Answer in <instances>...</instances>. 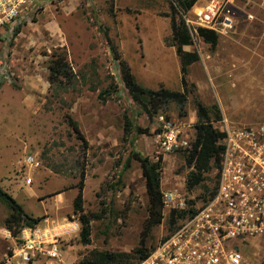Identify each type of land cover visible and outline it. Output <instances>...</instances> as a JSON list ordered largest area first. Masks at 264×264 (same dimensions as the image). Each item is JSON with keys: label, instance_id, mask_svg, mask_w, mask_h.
<instances>
[{"label": "rangeland", "instance_id": "374dc122", "mask_svg": "<svg viewBox=\"0 0 264 264\" xmlns=\"http://www.w3.org/2000/svg\"><path fill=\"white\" fill-rule=\"evenodd\" d=\"M231 3L232 30L214 32V45L193 32L191 44L183 47L199 55L188 67L187 80L195 89L187 94L183 116L170 103L164 114L148 120L123 86L99 28L106 29L136 83L181 91L170 24L172 19L183 20L186 11H180L175 0H38L36 13L19 26V33L0 40V188L28 215L43 216L40 227L59 232L63 225H77V231L60 238L61 250L68 255L64 264H77L98 252L129 254L128 261L137 263L133 251L148 217V198L138 162L131 159L123 170L131 149L151 162L161 157L162 196L172 193L186 207L207 200L216 184L215 169L199 185L185 189L192 172L185 155L194 139V97L219 132L264 125V0ZM57 49L65 53L75 75L74 87L66 90L47 81L48 56ZM104 91L108 94L100 100ZM67 116L76 122L86 147L68 126ZM125 116L149 130L135 138L133 147L132 134L123 131ZM167 123L177 132L179 145L169 152L157 138ZM81 172L83 203L77 212L73 201ZM174 209V204H163L161 222L145 239L149 251L171 230ZM9 213L0 201V256L5 252V257L9 240L3 236L4 219ZM81 215L89 220L87 244L81 239ZM241 252L245 264H264V239H252ZM33 264L57 263L40 258Z\"/></svg>", "mask_w": 264, "mask_h": 264}, {"label": "built area", "instance_id": "2783aa9c", "mask_svg": "<svg viewBox=\"0 0 264 264\" xmlns=\"http://www.w3.org/2000/svg\"><path fill=\"white\" fill-rule=\"evenodd\" d=\"M37 2L0 0V40L36 13ZM232 7L231 0H208L203 5L196 0L182 19L191 36L198 29L227 33L234 27ZM167 125L157 138L169 152L179 145L177 132L170 129L171 123ZM221 133L223 149L220 168L215 169L214 194L191 207L172 193L163 194L165 207L174 204L186 215L176 219L167 235L137 264H245L242 247L252 239H264V125L225 127ZM28 164L33 165L32 159ZM63 226L59 232L40 226L25 228L17 238L4 230L9 246L3 264H33L40 258L63 264L60 238L77 231V225Z\"/></svg>", "mask_w": 264, "mask_h": 264}, {"label": "trees", "instance_id": "16d2710c", "mask_svg": "<svg viewBox=\"0 0 264 264\" xmlns=\"http://www.w3.org/2000/svg\"><path fill=\"white\" fill-rule=\"evenodd\" d=\"M176 6L180 11H187L196 0H175ZM171 34L175 45V52L179 59V73L181 91H170L160 87L158 90H152L140 86L135 82L130 68L126 62L122 61L116 49L112 45L111 40L107 36V31L103 27H99L104 32L106 44L109 47L113 60L118 64L123 86L125 87L130 99L134 104L140 107L142 113L146 115L148 120H152L159 112L165 113L167 106L170 103H175L178 108L179 115L183 116L185 102L189 91L195 89V85L187 80L188 67L199 61V55L196 51H185L184 46L191 44L192 36L183 20L178 23L171 20ZM20 31L19 27L14 30V35ZM197 34L203 39L205 43L214 45L216 43V35L213 31L206 29H198ZM48 77L47 81L50 86L66 90L74 87L75 75L72 72L66 55L62 50H54L48 56L47 63ZM1 88V83H0ZM108 91L101 92L98 95L100 100H104ZM193 105L195 109L196 122L193 125L194 139L190 145V149L185 155V165L192 168V172L185 180V189L190 191L201 182L205 180V175L213 169L220 168V153L223 149L220 140L223 133L219 132L212 126L213 120L210 119L207 108L196 98H193ZM163 119L167 121L168 116L163 115ZM68 126L80 140L84 147L87 146L83 134L80 132L75 121L67 116ZM123 131L125 135L132 134L130 146L133 147L134 140L138 135H148L147 128L134 126L132 122L125 116ZM131 159L138 162L141 170V175L144 179L145 192L148 198V217L144 222V227L140 236V240L133 254L137 258V263L143 260L150 252L146 245L145 239L150 229L158 225L162 220V193L160 190L161 178V157L155 162H151L147 157H143L134 149H131L129 156L123 164V170L127 169ZM217 178V177H216ZM77 188V195L73 201L74 210L81 211L83 197L82 190L84 187V173L81 172L79 181L75 186ZM216 184L210 193L214 194ZM0 201L8 210L9 215L4 219V228L11 234L13 238H17L21 231L25 228H34L39 225L43 216L32 217L28 215L22 207L14 200V198L7 192L0 188ZM186 215V211L172 210L170 212L169 224L171 226L176 219ZM83 227L81 230V239L84 244L88 243L87 236L89 234L88 217L80 216ZM131 257V256H130ZM129 254H117L112 252H98L94 253L92 257L82 258L77 264H137L128 261Z\"/></svg>", "mask_w": 264, "mask_h": 264}, {"label": "crops", "instance_id": "0c3cea01", "mask_svg": "<svg viewBox=\"0 0 264 264\" xmlns=\"http://www.w3.org/2000/svg\"><path fill=\"white\" fill-rule=\"evenodd\" d=\"M208 0H201V3L199 2V4H201V5H203V4H205L206 2H207ZM31 216V215H30ZM32 217H34V216H32ZM37 217V216H36ZM5 257V252L0 256V260H3V258ZM66 260H68V255H67V253L65 252V251H62V253H61V261H62V263L64 264L65 263V261ZM57 264H60V263H57Z\"/></svg>", "mask_w": 264, "mask_h": 264}]
</instances>
